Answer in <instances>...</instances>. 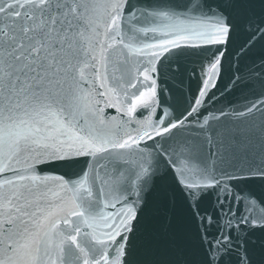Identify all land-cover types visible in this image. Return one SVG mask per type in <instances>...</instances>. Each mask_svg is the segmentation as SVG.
<instances>
[{
    "label": "snow or ice",
    "instance_id": "6c2138e0",
    "mask_svg": "<svg viewBox=\"0 0 264 264\" xmlns=\"http://www.w3.org/2000/svg\"><path fill=\"white\" fill-rule=\"evenodd\" d=\"M258 42L264 0H0V264H264Z\"/></svg>",
    "mask_w": 264,
    "mask_h": 264
},
{
    "label": "water",
    "instance_id": "95a60500",
    "mask_svg": "<svg viewBox=\"0 0 264 264\" xmlns=\"http://www.w3.org/2000/svg\"><path fill=\"white\" fill-rule=\"evenodd\" d=\"M261 53H264V42H258L256 47L252 50V52L249 54L248 57L244 58L240 64L239 67L243 68L245 64L249 63L251 59H255L256 56L260 55ZM231 62V69L234 71L237 65L235 64V58L230 57L229 60L225 61V73L222 75L220 81L218 82L216 91L217 96L221 95V90L225 88V85L228 83V76L230 75V72L228 71L229 63ZM190 93H188L189 97L191 92L195 91L196 83L195 80H193L189 84ZM242 102L241 92L239 90H235L230 94H225L221 99V105H216L217 107L222 106L223 104L231 103L233 105H238ZM255 195L257 197H264V187L260 186H254L252 188Z\"/></svg>",
    "mask_w": 264,
    "mask_h": 264
}]
</instances>
